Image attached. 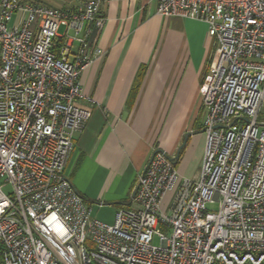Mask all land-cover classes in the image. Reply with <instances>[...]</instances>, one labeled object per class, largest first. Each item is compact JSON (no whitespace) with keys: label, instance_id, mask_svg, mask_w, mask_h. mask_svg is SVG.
I'll return each mask as SVG.
<instances>
[{"label":"built area","instance_id":"2783aa9c","mask_svg":"<svg viewBox=\"0 0 264 264\" xmlns=\"http://www.w3.org/2000/svg\"><path fill=\"white\" fill-rule=\"evenodd\" d=\"M148 2L208 25L205 152L190 179L157 148L132 207L107 224L65 176L91 117L77 105L80 75L104 55L89 40L105 27L101 0L78 9L0 0V264H264V0Z\"/></svg>","mask_w":264,"mask_h":264},{"label":"crops","instance_id":"0c3cea01","mask_svg":"<svg viewBox=\"0 0 264 264\" xmlns=\"http://www.w3.org/2000/svg\"><path fill=\"white\" fill-rule=\"evenodd\" d=\"M88 1L38 3L78 9ZM101 10L105 27L93 28L89 40L104 55L81 73L85 98L77 102L91 117L65 176L93 218L95 211H110L114 222L117 210L132 207L137 176L157 148L175 159L182 177L198 176L206 146L202 86L215 57L203 21L163 17L148 0H101ZM66 31L62 26L58 37ZM71 43L74 53L78 43Z\"/></svg>","mask_w":264,"mask_h":264},{"label":"rangeland","instance_id":"374dc122","mask_svg":"<svg viewBox=\"0 0 264 264\" xmlns=\"http://www.w3.org/2000/svg\"><path fill=\"white\" fill-rule=\"evenodd\" d=\"M21 1L29 3V4H39L38 0H21ZM261 119L264 120V109L262 110ZM0 183H3V180L0 179ZM11 188L12 187L10 185H7L4 188V190H5V192H10ZM171 198H172V193H169V194H167V196H166V198H165V200L163 202L162 208H163V210L166 213H169L168 212V204L171 201ZM209 208L213 209V210H216L217 209V205L209 206ZM94 216L97 217V218L94 217V219H97V220L102 221V222H104V220H105L106 221L105 223H107V224H112L113 223V221H111L112 217H113V214L110 211H107L106 213H104L103 211H95L94 212ZM153 244L156 245V246H160L161 243H160V240H159L158 237H154Z\"/></svg>","mask_w":264,"mask_h":264},{"label":"trees","instance_id":"16d2710c","mask_svg":"<svg viewBox=\"0 0 264 264\" xmlns=\"http://www.w3.org/2000/svg\"><path fill=\"white\" fill-rule=\"evenodd\" d=\"M64 42H65V40L63 39V38H57L56 39V50H57V48L58 47H60L61 45H63L64 44ZM142 75V73H141V71L138 73V76H141Z\"/></svg>","mask_w":264,"mask_h":264},{"label":"water","instance_id":"95a60500","mask_svg":"<svg viewBox=\"0 0 264 264\" xmlns=\"http://www.w3.org/2000/svg\"><path fill=\"white\" fill-rule=\"evenodd\" d=\"M185 143L186 142H184V144L180 147V150L182 149V147L185 145ZM180 150H179V152H180ZM179 152H178V154H179ZM171 160H175L173 157H169Z\"/></svg>","mask_w":264,"mask_h":264}]
</instances>
